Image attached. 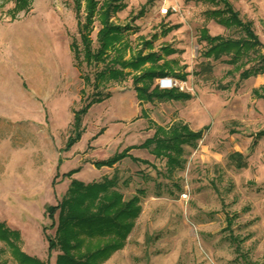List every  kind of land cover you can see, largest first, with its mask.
<instances>
[{"label": "rangeland", "instance_id": "1", "mask_svg": "<svg viewBox=\"0 0 264 264\" xmlns=\"http://www.w3.org/2000/svg\"><path fill=\"white\" fill-rule=\"evenodd\" d=\"M227 1L253 22L264 45V0ZM122 2L126 8L112 21L130 27L120 46L125 59L150 53L144 42H152V52L164 55L158 65L167 64L192 98L140 104L132 77L103 83L97 92L110 98L89 110L80 141L67 150L74 111L96 92L102 65L83 61L72 0H32L29 11L20 13L14 0H0V221L21 233L25 253L56 264L59 252L48 249L57 221L52 211L71 182L115 179L123 201L138 196L141 211L123 248L104 264H264V98L254 94L264 95V74L240 81L226 58H205L203 29L212 37L241 36L210 16L223 2ZM172 5L178 14H160ZM100 28L97 20L94 47ZM177 122L204 132L196 147H185L182 168L171 172L165 158L143 149L130 152L140 162L93 165ZM234 154L246 167L233 163ZM1 260L16 264L9 250Z\"/></svg>", "mask_w": 264, "mask_h": 264}, {"label": "trees", "instance_id": "2", "mask_svg": "<svg viewBox=\"0 0 264 264\" xmlns=\"http://www.w3.org/2000/svg\"><path fill=\"white\" fill-rule=\"evenodd\" d=\"M32 0H14L15 12H28ZM77 18L78 33L83 45V61L88 66L102 65L96 72L92 94L89 101H82L81 109L74 111L73 136L70 137L67 150L78 143L84 132L83 118L97 104L103 103L110 95L102 96L97 90L106 82H120L132 77L134 91L140 104L158 101H188L192 97L178 89L162 90L155 86L160 78L175 76L168 65H158L163 60L152 52V42H144V48L150 50L145 54L140 51L137 55L125 59L120 46L125 40V33L130 27L115 24L112 18L126 8L122 0H72ZM224 7L210 12V16L225 28H235L240 32L239 38L212 37L206 29L202 30L201 41L207 43L205 58L222 61L240 73V81L264 74V45L254 30L252 21H244L241 14L227 0ZM13 16H16V13ZM99 21L101 28L97 33V47H94L91 35L94 24ZM126 48V47H125ZM124 48V49H125ZM71 51L76 59L81 58V52L76 43L71 45ZM165 56L172 52L165 47ZM150 64L151 67L146 68ZM184 79V78H183ZM85 82L91 83L90 78ZM254 94L263 97L259 90ZM203 130L193 131L188 124L177 122L171 127H157L152 138L147 139L138 147H129L111 158L93 162L97 169L113 168L125 159L140 162L130 152L134 149L149 151L157 159H166L167 167L172 172L183 167L185 147H196L203 138ZM264 135L261 133L259 138ZM256 144V142H254ZM239 168L246 167L242 155L230 157ZM79 172L73 170L68 176ZM115 179L100 183L85 185L73 180L67 195L52 212L57 213V221L52 226L56 228L55 237L48 239L49 253L59 252L56 264H104L113 254L123 248L135 225L141 209L138 207L139 198L134 196L129 201H123V196L115 190ZM23 238L19 231L13 230L5 222L0 221V264H7L1 257L7 250L16 264H48L41 259L30 256L22 250Z\"/></svg>", "mask_w": 264, "mask_h": 264}, {"label": "built area", "instance_id": "3", "mask_svg": "<svg viewBox=\"0 0 264 264\" xmlns=\"http://www.w3.org/2000/svg\"><path fill=\"white\" fill-rule=\"evenodd\" d=\"M180 9L177 6H170V7H164L163 9L160 10V14L162 16H167L170 13L172 14H178ZM156 86H158L162 90H172V89H178L181 92H185V83L179 82L177 79L173 77H165V78H160L156 81Z\"/></svg>", "mask_w": 264, "mask_h": 264}, {"label": "crops", "instance_id": "4", "mask_svg": "<svg viewBox=\"0 0 264 264\" xmlns=\"http://www.w3.org/2000/svg\"><path fill=\"white\" fill-rule=\"evenodd\" d=\"M251 21V20H250ZM137 97V96H136ZM139 102V101H138ZM140 103V102H139ZM76 177V176H75ZM12 229V228H11ZM14 230V229H13ZM18 231V230H17ZM31 256V255H30Z\"/></svg>", "mask_w": 264, "mask_h": 264}]
</instances>
